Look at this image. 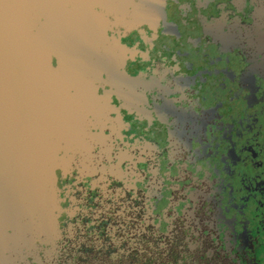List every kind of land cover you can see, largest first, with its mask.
I'll return each mask as SVG.
<instances>
[{
    "label": "flooded vegetation",
    "instance_id": "af4514ba",
    "mask_svg": "<svg viewBox=\"0 0 264 264\" xmlns=\"http://www.w3.org/2000/svg\"><path fill=\"white\" fill-rule=\"evenodd\" d=\"M111 55L119 77L64 93L103 141L58 180L60 252L47 264H257L264 0H166L163 19Z\"/></svg>",
    "mask_w": 264,
    "mask_h": 264
},
{
    "label": "water",
    "instance_id": "95a60500",
    "mask_svg": "<svg viewBox=\"0 0 264 264\" xmlns=\"http://www.w3.org/2000/svg\"><path fill=\"white\" fill-rule=\"evenodd\" d=\"M165 2L0 0V264H47L59 254L58 180L92 161L103 141L64 93L91 75L119 77L118 39L157 24ZM255 256L264 264L263 245Z\"/></svg>",
    "mask_w": 264,
    "mask_h": 264
}]
</instances>
